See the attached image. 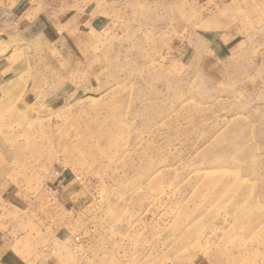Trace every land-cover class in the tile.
I'll return each mask as SVG.
<instances>
[{
  "label": "rangeland",
  "instance_id": "1",
  "mask_svg": "<svg viewBox=\"0 0 264 264\" xmlns=\"http://www.w3.org/2000/svg\"><path fill=\"white\" fill-rule=\"evenodd\" d=\"M104 4L99 52L3 61L11 221L40 241L67 227L78 264H264L256 58L215 52L225 39H210L208 0Z\"/></svg>",
  "mask_w": 264,
  "mask_h": 264
},
{
  "label": "crops",
  "instance_id": "2",
  "mask_svg": "<svg viewBox=\"0 0 264 264\" xmlns=\"http://www.w3.org/2000/svg\"><path fill=\"white\" fill-rule=\"evenodd\" d=\"M104 11V0H0V94L8 85L3 61L10 52H99L111 25ZM208 11L210 39L213 33L225 39L215 52H249L256 58L251 72L264 71V0H208ZM0 199V264L84 263L74 257L67 227L40 228L45 241L24 236L11 221L13 205Z\"/></svg>",
  "mask_w": 264,
  "mask_h": 264
},
{
  "label": "built area",
  "instance_id": "3",
  "mask_svg": "<svg viewBox=\"0 0 264 264\" xmlns=\"http://www.w3.org/2000/svg\"><path fill=\"white\" fill-rule=\"evenodd\" d=\"M54 198L52 197L51 200H53Z\"/></svg>",
  "mask_w": 264,
  "mask_h": 264
}]
</instances>
